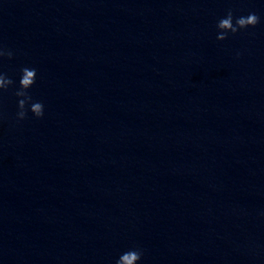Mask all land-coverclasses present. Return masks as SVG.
<instances>
[{"label":"clouds","instance_id":"obj_1","mask_svg":"<svg viewBox=\"0 0 264 264\" xmlns=\"http://www.w3.org/2000/svg\"><path fill=\"white\" fill-rule=\"evenodd\" d=\"M260 23V17L255 12H249L247 16H234V10L228 9L226 15L217 21L218 41H224L229 34L235 35L239 31L248 28H254ZM239 55V53L237 54ZM7 57L11 59L13 52L0 46V58ZM37 71L35 68L23 67L20 70L19 85L15 90V96L18 98L16 113L17 121L24 120L30 111L35 118H42L44 115V104L40 101H34L29 90L36 83ZM15 84V81L0 72V95L6 92ZM143 257V250L139 248H130L121 253L115 261V264H139Z\"/></svg>","mask_w":264,"mask_h":264}]
</instances>
